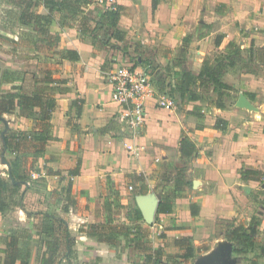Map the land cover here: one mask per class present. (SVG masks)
Returning <instances> with one entry per match:
<instances>
[{"label":"crops","instance_id":"obj_1","mask_svg":"<svg viewBox=\"0 0 264 264\" xmlns=\"http://www.w3.org/2000/svg\"><path fill=\"white\" fill-rule=\"evenodd\" d=\"M116 1L120 16L115 28L123 36L117 44L127 47L125 52L116 49L113 54L110 45L93 37L92 32L57 17L50 25V32L59 36L58 49L78 53V60L58 63L54 78L64 83H54L59 90L52 94L55 105L49 119L51 137L40 154L46 167L39 175L47 179L46 189L54 190V196L65 182L71 184V202H64L68 210L62 211V205L56 208V216L65 220L72 235V231L78 232L74 235L72 264H133L125 253L127 247L117 253L114 245L79 231L85 224L105 222L103 196L112 187L124 192L126 185L138 201L142 218L137 221L149 229L148 238L155 246L171 241L168 252L187 259V264H251L252 260L264 264V239L250 248L237 234L227 238L235 228H243L250 236L252 230L255 236H264V69L257 74L238 61H228L221 79L233 88L222 91L223 108L212 103L216 100L212 84H208L210 102L201 89L206 84L199 83L196 100L182 101L173 95L178 102L175 108L159 107L154 98H147L144 122L134 135L119 121L120 107L112 100L109 79V73L120 64L150 63L149 73L157 90L163 78L174 82L184 72L197 75L207 55L220 58L218 55L223 53L221 57L226 60L230 41L234 46L244 43L240 49H247L249 61L264 65V43L258 44L251 32L247 20L250 13L244 4L247 0ZM218 2H229L234 9L218 13ZM38 5L37 13L47 12L42 4ZM220 16L231 20L222 23ZM261 26L264 28V21ZM261 33L264 36V30ZM255 49L261 51L252 58ZM135 50L138 56L128 61ZM242 98L248 105L238 104ZM12 113L24 123L11 126L17 132L39 129L34 119L21 116L18 109ZM6 122L4 134L11 128ZM184 137L195 146L191 156L180 151ZM127 144L136 147L137 153L131 154ZM247 169L258 171L257 178L244 177L242 172ZM141 187L144 191L136 194ZM161 200L172 204V212L157 213ZM19 218H27L23 210ZM7 228L0 223V236ZM184 236L191 238L194 247L189 258H184V251L173 243ZM36 257V251L30 252L27 264H39Z\"/></svg>","mask_w":264,"mask_h":264},{"label":"rangeland","instance_id":"obj_2","mask_svg":"<svg viewBox=\"0 0 264 264\" xmlns=\"http://www.w3.org/2000/svg\"><path fill=\"white\" fill-rule=\"evenodd\" d=\"M19 1L20 0H0V95L10 91L16 92L17 90L13 87L17 86L20 81H23L29 74L37 75L40 71L50 69L53 77H56L59 71L58 63L60 60H58L54 52L55 49H53V47H48L47 38L45 35L43 36L41 34L39 27L31 22L25 23L17 20V16L25 4L23 3L24 1L18 4ZM27 2L31 4L26 10L33 12L40 10L38 4L33 6V0H27ZM235 3L238 4V1H235ZM244 4L247 5V11L251 15H248L249 17L247 18L249 25L251 23V32L256 36L257 43L262 44L264 43V36L263 33H261L264 30L261 26L262 21H264V18H262L264 15V0H247ZM218 5V13L221 14L234 9V5L232 6L229 2H218ZM105 10V6L92 0L91 5L84 8L81 13L77 15L72 16L68 12L61 10L55 13V16H57L58 20L66 24H75L82 30L86 29L92 32L93 37H99V41L110 45V48L114 50L113 54L116 49H121L125 52L124 50H127V47L123 49V44L122 46L117 44V41L120 39L116 38V28L114 29L109 26L104 27L105 23H103L101 15ZM220 18L224 19L222 23L225 21L227 22L229 19L223 16H220ZM246 43H248V41ZM243 44L244 43L230 47V56L227 55L226 60H224V57H221L223 53L218 55L221 59L213 54L207 55L205 59H208L209 64L219 68L221 76L225 69L228 68L226 63L230 60L238 61L243 66L247 67L248 70H252L258 74V70L264 69V65L260 66L253 59L252 62H250L246 48H241L244 51V53L241 54L240 46L243 47ZM127 52L126 54H128ZM132 52L128 61H133L138 56V54H136L137 50ZM142 53H144V51H142ZM258 56V50H252V58ZM141 57L142 59L144 57V61L147 59L146 56ZM246 58L248 59L247 64L244 63L246 62ZM262 58L264 59V55ZM115 62L117 63L118 61ZM147 65H149L151 69V64L147 63ZM160 83L161 90H172V95L176 92L178 96L177 91L174 90V82H172V80L163 78L160 80ZM198 83L199 82L188 83L189 91L195 92ZM48 85L52 87L48 91L50 94L54 95L59 90V87L54 84ZM209 86L210 85L206 84L205 87L203 86V88H201L204 91L203 95L207 102L212 101L209 99L211 97ZM212 97L216 99L217 93H214ZM16 113L2 115L8 120V126L11 127L15 124L24 125L21 119L17 117L14 118L17 116ZM31 123H33V121H31ZM4 127V124L0 121V133ZM11 132H17V130L11 127L8 133ZM40 156L41 155L35 156L31 147H22L19 151L5 149L0 138V177L6 180L12 177V181L9 182V187L15 188L13 193H6L4 195V201L8 203V208L0 214V219H2L0 223H4L8 227L7 230L5 229V233L7 231V233L10 234L13 230L19 229L20 233L28 235L30 240H28V242H23L21 248L23 251L29 249L31 252L36 251V253L43 250L46 240H52L58 243L60 235L58 232L56 208L62 205L64 206L65 189L68 185L66 184L67 182H65L59 191L62 192V195L57 192L58 195L54 196V190L46 189L47 179L45 180V178L39 176L45 166ZM43 181H45V183ZM112 188L113 190L110 189L109 194H105L101 201V206L104 209L103 220L112 228L116 229V227H123V229H119L123 230L126 238L129 237V242L127 244L125 239L122 240V243L116 242L114 246L116 247L115 250L117 253H121V247H127L128 249L125 253L129 257L128 259L133 261V264H148L147 254L153 255L152 261L149 264H187V259H182L179 254L168 252L170 248L169 243L171 241H164V246H155L154 243L149 240V229L135 219L134 209L137 208L138 201L135 195L131 194L130 186L128 187V185H126V190H124V192H122V189L119 187ZM43 191L45 193H43ZM172 195V193L169 194V196ZM248 199L251 201L250 198ZM22 210L24 211V216L27 217L24 220L19 218ZM183 214L185 215L184 212ZM254 218L255 216L251 219L252 222L255 221ZM64 223L66 224L65 220ZM226 223L223 224V227H225ZM83 228L87 230V225L85 224ZM253 228L256 229L255 227ZM252 231V236H250V239L246 242L247 245L251 244L252 247L250 248L259 246V242L264 239V236H262L263 238H261L260 235L255 236V230ZM5 233L2 231V236H0L1 240L6 236L7 233ZM72 233L75 236L78 234L76 230H74V232L72 231ZM262 248L264 252V247ZM72 253H74V249ZM63 254L66 255L65 252ZM74 260L75 259L73 256L71 258L70 254L69 258H64L62 264H72ZM78 261L79 260H77V262Z\"/></svg>","mask_w":264,"mask_h":264},{"label":"trees","instance_id":"obj_3","mask_svg":"<svg viewBox=\"0 0 264 264\" xmlns=\"http://www.w3.org/2000/svg\"><path fill=\"white\" fill-rule=\"evenodd\" d=\"M33 1V6L42 4L44 8H46L47 12L41 14L37 13L36 11H28L26 9L31 3L27 2V0H20L18 4H20L21 2L25 4L23 8L20 7L21 11L17 16V20L25 23L31 22L37 25L41 34L43 36L45 35V37L47 38L46 40L48 47H53V49H55L54 52L56 53L58 60H78V53L76 51L70 49H58L57 46L59 36L50 32V25L52 24V20L57 17L55 16V13L64 10L72 16L77 15L78 13H81L84 8L91 5L92 0ZM152 9H155V3H152ZM119 16V5H117L115 9H106L103 12L104 22H106L109 27H112L114 29L116 27ZM115 33L117 39L122 38L120 32L116 29ZM228 45L234 47V43L231 41L228 43ZM260 51L258 50V53ZM196 80H199L200 85L212 84L213 90L217 93V98L215 102L212 103H214L219 108H223L224 104L222 102V91L231 90L233 87L232 85L224 82L221 79V71L219 70V68L215 67V65L209 64L208 59L204 60L197 75L193 76L189 72H184L181 73L179 77L174 81V90H176L178 93L177 97L182 101L185 98H188V100H196L198 98L197 95L195 94V92H190L188 88V83H194L196 82ZM54 83L63 84L64 80L54 78L51 70L47 69L46 71H40L37 75H27L23 81H20L17 86L13 87L15 90H17L16 92L10 91L8 93L0 95V115H2L3 113H12L16 109H18V113L21 116L30 117L34 119L39 125L38 130L5 133L3 136L4 148L12 151H19L22 147H31L35 156H38L44 152L45 144L51 137V124L49 122V119L51 111L55 105V99L53 95L48 93V91L52 88L48 84ZM158 90L163 91L161 90V88ZM166 92L171 95L173 94L172 90H168ZM179 147L182 154L187 156H191L196 152L193 142L187 137H184L180 140ZM71 173L75 174V172L73 171H71ZM242 175H244V177L250 176L252 178H257L259 173L256 170L247 169L242 172ZM11 181L12 177H9L8 180L0 177V212H4L8 208V203L4 201V195L6 193H13L15 191V188L13 189L9 187V182ZM70 185L71 184L69 182L65 195V200L68 203L71 202ZM143 191V187H141L140 189L136 190V194ZM67 210V206H64L62 209V211L64 212H67ZM134 211L135 219L140 220L142 218L140 210L136 208L134 209ZM156 211L157 213H170L172 212V204L167 200H161L157 204ZM192 214L196 213L192 211ZM57 221L58 232L60 235V237L58 238V243L52 240H46L44 242L43 250L37 253L36 257V260L39 264H62L64 258H69L70 254L73 252V247L76 240L75 236L71 234L63 219L58 218ZM119 228L123 229V227L121 226L116 227V229L112 228L107 225V222L105 221L99 224H88L87 230L85 228H80L79 231L81 233L94 236L98 239V241L105 242L110 245H115L119 238H124L127 244L129 242V237L126 238L123 230H120ZM233 233L237 234V236L241 238L240 241L242 243H246L247 240L250 239L249 233L243 228H235L229 234H227V238L231 239ZM28 240H30V237L26 234L20 233L19 229H15L10 234L6 235L2 240L4 247L0 248V260L3 262V264H16V262H19V264H27L31 250L26 249L25 251H23L21 248V244H23V242H28ZM173 243L175 246L181 248L184 251L182 254L184 258H189L193 255L194 247L190 237H179L177 239H174ZM250 245L251 244L247 246ZM63 251L66 253V255L63 254ZM146 257L147 263L149 264L152 261L153 255L147 254ZM251 264H257V262L255 260H252Z\"/></svg>","mask_w":264,"mask_h":264},{"label":"built area","instance_id":"obj_4","mask_svg":"<svg viewBox=\"0 0 264 264\" xmlns=\"http://www.w3.org/2000/svg\"><path fill=\"white\" fill-rule=\"evenodd\" d=\"M106 7L115 9L116 0H95ZM112 85V100L120 107L119 121L134 135L145 119V101L154 98L159 107L175 108L178 102L175 96L166 91L156 90L148 66L136 63H123L109 73ZM127 150L137 153L136 147L127 144Z\"/></svg>","mask_w":264,"mask_h":264},{"label":"water","instance_id":"obj_5","mask_svg":"<svg viewBox=\"0 0 264 264\" xmlns=\"http://www.w3.org/2000/svg\"><path fill=\"white\" fill-rule=\"evenodd\" d=\"M238 104H239V105H248L247 101L244 100L243 98H242V101L238 102ZM0 120L4 122L5 126L7 125L6 120H4V118H3L1 115H0ZM3 135H4V132L2 131V133H1V137H2V140H3V142H4V137H3Z\"/></svg>","mask_w":264,"mask_h":264}]
</instances>
